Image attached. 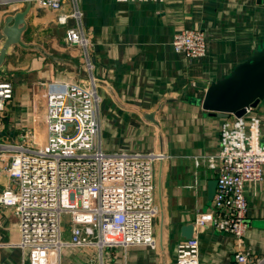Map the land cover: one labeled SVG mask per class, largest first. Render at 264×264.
Wrapping results in <instances>:
<instances>
[{
	"label": "crops",
	"instance_id": "crops-1",
	"mask_svg": "<svg viewBox=\"0 0 264 264\" xmlns=\"http://www.w3.org/2000/svg\"><path fill=\"white\" fill-rule=\"evenodd\" d=\"M264 0H63L58 9L36 0H0V38L7 17L26 11L21 40L32 47L10 45L0 67L13 94L0 119V137L18 142L20 133L44 130V82L88 85L93 77L100 97V141L106 152L162 151L168 157L153 165L154 248L114 247L104 250L105 264H175L176 246L184 239L181 226L211 209L210 183L217 171L195 156L219 151L221 117L202 108L211 82L227 77L239 63L264 45ZM82 12L87 38V69L83 49L65 41L76 25L70 15ZM65 16V21L59 18ZM183 29L205 34L206 54L188 59L174 51L173 35ZM264 145V99L254 107ZM0 173V190L11 186ZM249 226L242 246L215 228L197 233L200 264H235L240 249L254 260L264 256V179L246 186ZM69 230V229H68ZM65 231V238L69 232ZM195 231L193 224L192 235ZM20 236L10 206L0 205V264H23L26 252L15 245ZM67 250V251H66ZM94 250L65 249L61 264H89ZM26 264V262L24 263Z\"/></svg>",
	"mask_w": 264,
	"mask_h": 264
},
{
	"label": "built area",
	"instance_id": "built-area-1",
	"mask_svg": "<svg viewBox=\"0 0 264 264\" xmlns=\"http://www.w3.org/2000/svg\"><path fill=\"white\" fill-rule=\"evenodd\" d=\"M36 1L50 9H58L63 2ZM70 15L77 22L66 30L65 41L83 49L90 70L82 12L75 6ZM65 19L62 16L59 21ZM171 45L188 59L206 54L205 34L199 29L176 32ZM3 74L0 67V119L13 94L12 83ZM42 85L43 133L26 129L18 142L0 139V173L12 184L0 190V205L14 209L20 236L15 245L27 256L23 264H61L63 250L70 248L94 250L95 261L89 264H105L104 250L108 248H154L153 219L159 207L154 198L153 165L168 155L103 150L100 97L92 76L86 87L62 81ZM219 131V151L194 158L195 164L206 161L217 171L211 209L198 213L192 237L178 242L175 264H200L199 231L215 228L233 235L242 246L249 226L246 186H256L264 179L260 119L254 107L247 106L241 116L224 120ZM65 214L70 220L67 238L62 224ZM235 264H264V256L254 260L248 250L240 249Z\"/></svg>",
	"mask_w": 264,
	"mask_h": 264
},
{
	"label": "water",
	"instance_id": "water-1",
	"mask_svg": "<svg viewBox=\"0 0 264 264\" xmlns=\"http://www.w3.org/2000/svg\"><path fill=\"white\" fill-rule=\"evenodd\" d=\"M25 13L26 11L17 12L5 19L2 26V34L5 39L0 48V63L10 45L18 44L22 47H32L24 44L21 40ZM263 99L264 45L254 51L249 59L235 66L227 77L211 82L204 92L201 106L221 117H226L229 114L241 116L245 107H256ZM215 186L216 180L209 185L208 197L210 199L215 192ZM180 231L184 239L191 238L193 224L182 225Z\"/></svg>",
	"mask_w": 264,
	"mask_h": 264
},
{
	"label": "rangeland",
	"instance_id": "rangeland-1",
	"mask_svg": "<svg viewBox=\"0 0 264 264\" xmlns=\"http://www.w3.org/2000/svg\"><path fill=\"white\" fill-rule=\"evenodd\" d=\"M7 105V104H6ZM0 139L2 140V138L0 137ZM4 141V140H3ZM62 224H63V229L65 231H67L70 227V220H69V216L67 214H65L63 217H62ZM65 237V235H64ZM67 251V250H66Z\"/></svg>",
	"mask_w": 264,
	"mask_h": 264
}]
</instances>
